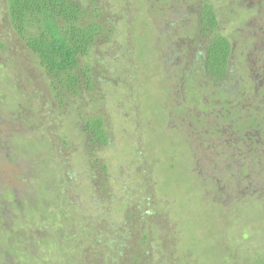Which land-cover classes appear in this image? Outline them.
<instances>
[{
	"label": "rangeland",
	"instance_id": "374dc122",
	"mask_svg": "<svg viewBox=\"0 0 264 264\" xmlns=\"http://www.w3.org/2000/svg\"><path fill=\"white\" fill-rule=\"evenodd\" d=\"M73 1L104 37L83 60L92 90L58 97L0 0V264H122L116 231L130 264H264V0H209L232 47L218 82L203 0Z\"/></svg>",
	"mask_w": 264,
	"mask_h": 264
},
{
	"label": "trees",
	"instance_id": "16d2710c",
	"mask_svg": "<svg viewBox=\"0 0 264 264\" xmlns=\"http://www.w3.org/2000/svg\"><path fill=\"white\" fill-rule=\"evenodd\" d=\"M93 11V16L88 17L89 12L73 0H7V13L13 28L27 49L38 58L41 67L52 81V89L59 92L58 97L64 94H78L80 89L92 90V70L83 60L89 56L98 40L104 37L103 22L97 9ZM197 22L199 35L205 38L203 70L215 82L221 81L231 70L232 47L229 40L218 33L217 13L209 0H203ZM242 92L244 91L241 90ZM243 123L248 130H254L253 121ZM85 126V132L92 138V145L107 144L108 135L102 119H88ZM155 214L157 213L150 212L142 218H137L140 228L147 225L152 230L150 241L153 244L156 229L160 228L156 225V229L152 227L157 221ZM135 228L137 227L133 229ZM116 233V240L104 242L106 248L114 250L112 256L115 260L130 264L134 260L128 256L129 244L125 242L123 233ZM145 240L146 237L142 242L139 241V245L133 250L139 252L140 248L145 247ZM159 242L161 243V240ZM100 260L95 259L96 263L111 262L110 257ZM112 263L118 264L114 261Z\"/></svg>",
	"mask_w": 264,
	"mask_h": 264
},
{
	"label": "flooded vegetation",
	"instance_id": "af4514ba",
	"mask_svg": "<svg viewBox=\"0 0 264 264\" xmlns=\"http://www.w3.org/2000/svg\"><path fill=\"white\" fill-rule=\"evenodd\" d=\"M263 86L264 84L262 83V84H260V85H258L257 86V88H258V90H260L261 88H260V86ZM255 94V93H254ZM258 126H260V124L258 125ZM247 129V128H246ZM246 131H248L246 134H245V137H247V138H249V139H251V140H253V139H255V141H257V140H259L260 139V136H259V139H258V137L256 136L255 138H253L256 134H254V133H250L251 131H249L248 129L246 130ZM245 132V131H244ZM254 132V131H253ZM255 145V144H254ZM251 148L253 147V146H250ZM250 147H248V148H246V152H249V150H250ZM263 150H264V147H263ZM259 151V152H257L258 153V155H257V157H261V159H264V151ZM253 151V150H252ZM254 153V152H253ZM252 154V153H251ZM263 163H264V161H263ZM262 178V177H261Z\"/></svg>",
	"mask_w": 264,
	"mask_h": 264
}]
</instances>
